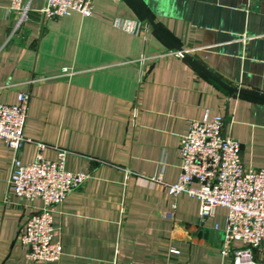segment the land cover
I'll list each match as a JSON object with an SVG mask.
<instances>
[{"label":"crops","instance_id":"0c3cea01","mask_svg":"<svg viewBox=\"0 0 264 264\" xmlns=\"http://www.w3.org/2000/svg\"><path fill=\"white\" fill-rule=\"evenodd\" d=\"M189 57L174 52L131 0H92L90 15L15 13L0 0V101L28 93L25 140L31 160L66 149L64 167L88 173L51 212L57 259H29L18 232L41 204L7 183L11 149L0 139V264H228L214 230L226 209L204 217L196 197L167 193L178 142L190 119L222 116L243 167L264 166V0H135ZM194 61H192V59ZM159 177V180L151 178ZM212 230L211 236L205 233ZM258 264L264 250L252 248Z\"/></svg>","mask_w":264,"mask_h":264},{"label":"built area","instance_id":"2783aa9c","mask_svg":"<svg viewBox=\"0 0 264 264\" xmlns=\"http://www.w3.org/2000/svg\"><path fill=\"white\" fill-rule=\"evenodd\" d=\"M92 8V0H43L37 12L43 18H56L68 10L90 15ZM8 9L15 13V28L26 17L28 7L22 0H8ZM27 103L28 93L23 91L17 92L14 102L0 101V139L12 151L7 183L17 196L41 200L18 232L24 255L53 260L61 253L60 242L52 238L53 207L88 173L64 167L65 148L58 147L51 159L42 157L41 142H36L37 151L31 160L18 159L16 152L25 140L22 129ZM222 122L220 114L208 117L204 113L190 119L186 131L179 136L177 176L164 183L165 189L171 195L185 192L196 197L200 217L210 214L216 205L224 206L220 249L230 255L228 264H258L252 248L264 250V166L243 167L239 142L222 132Z\"/></svg>","mask_w":264,"mask_h":264},{"label":"water","instance_id":"95a60500","mask_svg":"<svg viewBox=\"0 0 264 264\" xmlns=\"http://www.w3.org/2000/svg\"><path fill=\"white\" fill-rule=\"evenodd\" d=\"M135 5L136 7L139 9V11L142 13V15L144 16V18L146 19L147 23L150 24L162 37H164L169 43L170 45L173 47V50H178L180 51L181 54L187 56L190 58V56H188V54L185 52V50L178 46L176 43H174L171 39H169L155 24L154 22L149 18V16L145 13V11L141 8V6L135 1V0H131ZM192 59V58H191ZM192 61H194L192 59ZM199 67H201L206 73H208L213 79H215L217 82H219L222 86L226 87L227 89H230V90H234V91H238V92H241V93H245V94H248V95H252V96H257V97H261V98H264V95H261V94H258V93H255V92H252V91H248V90H244V89H239V88H236L234 86H230V85H227L225 84L224 82H222L220 79H218L215 75H213L212 73H210L208 70H206L204 67H202L201 65H199L196 61H194ZM211 232H213V229L212 230H207L205 233H208L209 237L211 236ZM215 233L218 234L219 236V240H218V244L221 246L222 244V239H223V232L222 230H214Z\"/></svg>","mask_w":264,"mask_h":264}]
</instances>
